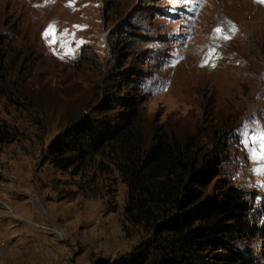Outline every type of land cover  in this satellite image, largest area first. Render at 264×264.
<instances>
[{
    "label": "rangeland",
    "instance_id": "obj_1",
    "mask_svg": "<svg viewBox=\"0 0 264 264\" xmlns=\"http://www.w3.org/2000/svg\"><path fill=\"white\" fill-rule=\"evenodd\" d=\"M51 25L70 33L67 47L45 39ZM217 27L232 38H218ZM133 67L141 97L130 144L54 165L50 150L68 131L99 137L105 122L119 123L123 110L109 102ZM244 126L264 129V4L0 0V264H134L150 234L124 216L121 171L159 139L199 163L220 160L207 193L225 180L249 195L262 233L243 245L264 264V175L253 171Z\"/></svg>",
    "mask_w": 264,
    "mask_h": 264
},
{
    "label": "trees",
    "instance_id": "obj_2",
    "mask_svg": "<svg viewBox=\"0 0 264 264\" xmlns=\"http://www.w3.org/2000/svg\"><path fill=\"white\" fill-rule=\"evenodd\" d=\"M140 75L135 67L125 70L123 88L109 102L123 110L119 123L105 122L99 137L78 127L68 131L50 150L54 165L66 170L88 150L98 151L110 141L130 144L127 131L141 97L134 88ZM220 164L218 159L199 163L181 143L166 139L128 162L121 171L128 188L124 216L150 234L134 254V264H259L243 245L262 233L253 221L249 195L225 180L207 193L210 182L219 181Z\"/></svg>",
    "mask_w": 264,
    "mask_h": 264
},
{
    "label": "snow or ice",
    "instance_id": "obj_3",
    "mask_svg": "<svg viewBox=\"0 0 264 264\" xmlns=\"http://www.w3.org/2000/svg\"><path fill=\"white\" fill-rule=\"evenodd\" d=\"M257 3L264 4V0H256ZM68 6H73V3L70 2ZM39 7V5H37ZM230 25V32L235 33L238 31L236 26L232 24L231 21L228 22ZM77 28H81L82 26H76ZM215 33L217 34V37L220 39H223L225 41L230 40L232 36L229 33H225L222 27H217L215 29ZM70 35V33L67 32V30L61 34L58 35L57 29L55 25L49 26V28L45 31L44 37L50 44L55 43H62L65 44L67 47V42L63 39V37H66ZM72 38L75 39L74 34H71ZM51 37V39H49ZM215 53V49L213 48L209 55H213ZM69 55L73 54V49L71 47H68V53ZM207 63V61H206ZM214 66V65H213ZM245 127V132L242 134L241 141L245 144V147L248 149L249 152V158L255 162H258L260 166L257 168H254L253 171L257 174L264 175V129H258L255 133H249L247 131V126Z\"/></svg>",
    "mask_w": 264,
    "mask_h": 264
}]
</instances>
